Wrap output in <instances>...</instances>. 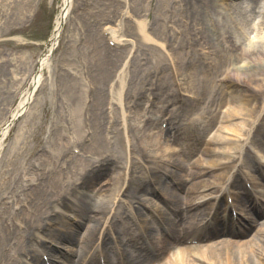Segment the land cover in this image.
I'll use <instances>...</instances> for the list:
<instances>
[{"label": "bare ground", "instance_id": "obj_1", "mask_svg": "<svg viewBox=\"0 0 264 264\" xmlns=\"http://www.w3.org/2000/svg\"><path fill=\"white\" fill-rule=\"evenodd\" d=\"M182 1L185 2L184 19L181 17L172 22L174 17L162 1H158L152 23L146 20L150 13L145 19L134 20L135 33L145 46L141 54L134 53L131 59L129 54L134 50L135 41L121 31L120 23L109 27L112 43L132 45L126 55L111 49V71L107 67V57L100 65L103 76L111 79L109 98H104L100 92L88 105L83 94L74 92L72 87L69 89L70 82L63 79V94L68 95L61 99L62 107H65L62 110L65 129L51 131L47 147H42L39 157H34L33 171L28 170L30 163L21 170L20 176L34 174L37 177L30 178L32 185L19 192H16L18 188L14 189L11 196L3 194L12 199L0 204V264L57 262L62 251L57 245L52 248L50 244L53 243L64 245L65 254L70 256L62 264H139L147 258L145 241L151 250L159 253L158 264H264V222L258 224L257 219L264 215V164L257 168L259 176L246 166L249 160L255 159L252 147L264 152V11L259 15L260 23L254 24L259 17L255 8L261 0H252V3L251 0H232V13L217 16L212 0ZM71 3L72 0H64L61 18L38 58L36 68L28 71L23 56L7 54L0 58V77L4 76L9 83L8 70L17 79L11 65L18 70L25 68L21 83H17L18 90L3 87L0 81V104L7 105L5 109L0 108V149L11 135L13 123L31 101L29 90H20V87L25 82L34 88L40 83L43 70L48 68L58 44L63 18ZM28 5V0H0V13L4 16L0 36L6 30L16 29L14 24L25 17ZM123 12L130 13L128 10ZM238 13L243 15L239 23ZM179 21L183 22L182 29L177 30L180 36L177 32L172 34ZM214 34H217L215 41ZM243 59H248L246 65L241 64ZM149 91L153 98L165 95L164 102L167 103L178 100L184 93H192L189 101L181 102L176 112L169 113L166 105L159 110L160 118L167 116L170 123L165 140L162 139L163 129L147 128L150 119L144 122L137 117L139 99ZM203 95L209 97L210 104L206 107L200 105ZM103 101L110 106L107 114L101 110ZM216 105L225 109L221 120L228 124H222V127L236 138L218 137L212 132L204 139L198 158L185 157L182 152H186V147L192 148L185 145L182 152L174 149L163 161V151L172 147L171 140H195L215 125L220 118ZM201 115L207 117L204 122L200 121ZM185 116L187 122H176L178 117ZM239 116L242 121L233 123L232 120ZM230 121L232 125H229ZM14 139L2 160H12L24 153L29 130L19 126ZM220 142L230 147L221 151L223 160L215 157L217 151L212 147ZM74 148L80 150V155L71 154L75 152ZM161 161L171 168L163 166ZM118 163L125 165L122 176L125 189L110 188V192L106 188L103 194L102 188L110 183L107 181L96 190V195H89L91 201L103 204L104 214L92 219L99 226L87 228L85 239L90 243L87 249L81 251L77 246L70 247L79 240L81 230L78 226L86 224L94 212L83 205L85 194L82 195L78 188L96 183L106 170H112ZM149 163L152 164L150 170ZM5 170L0 163V172ZM140 171L146 172L145 180L153 195H165L172 201L176 199V206H171L176 215L168 217L167 226L163 224L166 235L160 236L158 241L143 237L151 227L134 216L144 241L136 233L124 232L119 238L114 232L113 221L119 216L125 197L132 196L131 188L138 177L135 173ZM149 171L153 174L149 175ZM159 171L162 173L157 174ZM241 171L247 174L242 180L238 179ZM245 181L248 186L243 184ZM238 187L243 191L233 190ZM178 190H183L184 194L180 195ZM140 201L143 208L157 217L169 213L151 197H140ZM199 214L205 215L198 222ZM207 217L209 219L203 224ZM210 224H223L224 229L230 225L231 231L217 234L210 241L191 239L193 234L204 233ZM253 225L257 226L255 236L248 238L246 232ZM171 238L177 240L172 251ZM128 239L135 248L122 251L121 246L127 244L124 242ZM112 249L117 252L115 259L108 253Z\"/></svg>", "mask_w": 264, "mask_h": 264}, {"label": "rangeland", "instance_id": "obj_2", "mask_svg": "<svg viewBox=\"0 0 264 264\" xmlns=\"http://www.w3.org/2000/svg\"><path fill=\"white\" fill-rule=\"evenodd\" d=\"M28 1L29 5L26 9L25 17L19 18L14 24L16 29L10 32L6 30L4 35L0 36V58L5 57L7 54L16 57L23 56L24 59L27 60V70L31 71L33 67L36 68L38 66V58L44 51L46 42L51 38L56 27L57 20L61 18L64 0ZM158 1H162L163 6H166L169 12L172 14L174 17L172 22L174 20L181 19V17H183V19L185 18V13L183 12V4L185 2L182 0H72L69 11L63 22L58 44L51 54L52 56L48 68L43 70L40 83L35 88L32 84H25L26 82L20 87V90L23 89L24 91L29 90V92H31L33 90V95L29 105L27 106V110L24 111L21 116L13 123L11 135L7 137V140L0 149L1 167H4V170L6 169L4 173L3 171L0 172V204L1 202L12 199L3 197V194H9V196H11V192L14 189L18 188L16 192H19L20 190L27 188V186L32 185L30 178L35 179L37 177H35L34 174H25L20 176L21 170L24 169L25 166L27 167L30 163L28 170L30 169L33 171L34 161L36 159L34 157H39L38 153H41L42 147H47L46 145L50 139L51 131L55 129H65L66 126L64 125H66V121L63 119L64 112L62 111L65 109V107H62L63 100L61 99L68 95L66 94L64 96L63 94L65 92L61 85V83L64 84L63 79H66L71 83V85L69 83V89L72 87L74 92L79 91L80 94H83V99L88 105L94 100V98H96L97 93L101 92L104 98H109V96H111V91L109 90L111 79L103 76V74L100 72V65L107 57V67L109 71H111V49L120 52L122 55H124V53L126 55L132 45H117L112 42L110 44L104 29L107 26L111 28V25H117L120 23V27H122L121 31L127 35H130L129 38L135 41V47L133 52L129 54V59L132 58L134 53L141 54L144 51L141 49L145 46V44L135 33L134 20L141 18L145 19L147 14L150 13L146 20L152 23V20L156 15L154 11ZM231 4L232 0H212V5L217 11L216 14H214V11L212 14L217 16L229 13L230 15L232 13ZM244 7L246 8L248 5L244 4ZM124 10H128L130 13L124 14ZM0 18L1 23L4 19L2 13H0ZM242 19L243 15L238 13V23L239 21H242ZM260 19L255 20L254 24L258 25L260 23ZM172 22L170 21V23ZM182 24L181 21H179L178 26H176V30H174L173 33L171 31L170 33L176 35L177 32L180 36V31L177 30L182 29ZM213 36V41H215L217 34H214ZM156 49L160 54H162L160 49ZM247 60L248 59H243L241 64L246 65ZM11 67H13L14 76L16 75L17 79L15 80L8 70V72H6V76L10 79V83L4 78V76L0 77V81L3 82V87H10L13 91H15L18 90L17 83H21L23 79L22 71L25 68L18 70L13 65H11ZM167 87L168 86H165L164 88ZM241 87L247 89L244 86ZM149 88V90H152V86H149ZM190 95H192V93H184L178 100L167 103L164 102L165 95L160 94L153 98L149 91L145 96H141L139 99L140 104L138 107H136L138 114L137 117H139L141 120H144V122L147 119H150L151 123L147 128L155 131L163 129L162 139L165 140L167 137L166 128L168 127L169 119L164 115L163 118H160L161 114L159 110H161L163 105H166L168 106V112L172 113L178 109L181 102L189 101ZM102 103L101 110L104 112V114H107L106 111H110V106L107 105V101H103ZM201 104L205 106L210 104L209 97L203 96ZM5 106L7 105L4 103L0 104V108L5 109ZM220 109L221 113L219 114L221 120L225 115V109L222 107ZM183 119L184 120L178 117L176 121L187 122L186 117ZM204 120L201 121L204 122ZM220 120H218L209 130H206L203 135L196 137L195 140H178L177 142H174L173 140L170 141V146L172 147L166 148L165 151H163L165 154L163 161L169 157L167 154L173 152L174 149L178 150V148H180V143H182V141L187 146L191 145L192 148H202L204 139H208L212 132V134L215 133V135L218 137L221 135L220 137L227 136L229 139H235L236 135H234L232 132L230 133L226 128L222 127V124L224 125L228 123L222 122V120ZM238 121H242L241 116H239V119L232 120L233 123ZM232 122L229 125H232ZM21 125L25 126L29 130L28 145L25 147L24 153L17 155L12 160H2V158L5 156L4 154L6 149L9 148L10 144H12L15 140V133L17 132L18 127ZM243 125L244 124H242V126ZM201 136L203 138H201ZM183 146L184 145H182V147ZM212 147L217 151L215 157L221 160L224 159L223 153L221 151L230 149L229 145H227L225 142L214 143ZM74 149L72 150L74 153L71 154L78 155L77 153H79L80 150L78 148ZM191 151L192 149L188 148V153L186 152L185 157L190 160H194L195 158L199 157V155L196 156L195 152ZM251 151L253 155L255 154V159L249 160L246 166L250 169H254L255 166L259 165L258 161L260 162V158L262 162V155L264 152H261L260 148L254 147L251 148ZM163 161H161L163 166L166 165V167L171 168L167 163H163ZM39 162L40 161L35 162V164ZM151 166L152 164L149 163V170ZM124 169L125 165L123 163L115 164L114 168L112 170L111 168L106 170L105 174L101 176V178L96 183L91 184L86 188H78V190H81L82 195L85 194L82 198L83 205L94 212L92 213L93 217L91 219L89 218L87 222L84 220L86 224L83 223V225L78 226L81 230L79 240L71 246H79L80 248L86 247L87 245L89 246L90 243L85 239L87 228L89 225L99 226L97 225L98 223L95 220L92 221V219L103 215L105 209L103 204H96L94 201H91L89 195H96V190L102 187V185L107 181H110V183L102 188L103 194L106 193V188H109L108 191L110 188L115 190L122 188V190H124L125 188L122 187V176L124 174ZM177 170L181 172L182 169L177 168ZM161 173V171L157 172V174ZM149 174L152 175L153 172L149 171ZM145 175L146 174H143L141 171L135 173V177H138H136L131 188L132 196L125 197L126 200L121 204V212L119 216L113 221L115 222L114 232L116 237L120 238L124 232L130 234L138 233V224L133 220L134 217L144 224H149L151 227L150 232H146L147 234H145L148 235L150 239L155 238L164 232L162 222H164L165 219H163V216H161V219L154 220L150 212L146 208H143V204L140 203V197H151L154 200H157L158 203L160 202L162 205H165L164 207H168V205H174L176 203V199L172 201L167 198H158V196L153 195L151 189H149L148 183H146L147 181L144 179ZM163 178L165 179L166 177L163 176ZM160 187H162V184H160ZM233 190L236 192L243 191L239 187L233 188ZM177 193H180L181 195L183 194V191L178 190ZM99 196L101 195L99 194ZM112 215L113 213L110 214L111 217ZM169 215L170 214H167L164 217H169ZM260 216H258L257 219H259L261 222L262 217ZM200 218L201 217L198 219ZM62 226H64V224ZM251 231L253 234L255 233L254 230ZM251 231H249V233ZM108 239L111 243V237ZM50 245L52 248H56V245L61 248H59V251H62L60 258L58 259L59 262H53V264H62L61 262L66 260L65 246L57 243ZM45 249L48 250L47 247H45ZM124 249L131 250V247L129 245H123V250ZM111 253L112 256H114L112 251ZM151 257H153V255H151ZM147 263V260H143L141 262V264Z\"/></svg>", "mask_w": 264, "mask_h": 264}]
</instances>
